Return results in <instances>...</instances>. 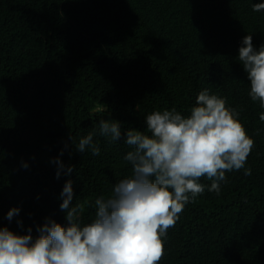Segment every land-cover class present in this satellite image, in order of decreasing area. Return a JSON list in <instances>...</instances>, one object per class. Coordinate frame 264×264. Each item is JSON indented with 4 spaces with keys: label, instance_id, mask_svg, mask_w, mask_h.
Instances as JSON below:
<instances>
[{
    "label": "trees",
    "instance_id": "trees-1",
    "mask_svg": "<svg viewBox=\"0 0 264 264\" xmlns=\"http://www.w3.org/2000/svg\"><path fill=\"white\" fill-rule=\"evenodd\" d=\"M256 3L264 0H0V228H31L35 239L46 219L66 226L68 180L91 222L95 199L130 175L124 131H146L154 111L188 116L208 89L254 140L251 175L226 173L219 194L201 178L205 191L168 230L160 264H264V108L238 60L244 36L264 44ZM101 119L120 122L121 140L99 134ZM91 132L99 155L75 148Z\"/></svg>",
    "mask_w": 264,
    "mask_h": 264
},
{
    "label": "clouds",
    "instance_id": "clouds-1",
    "mask_svg": "<svg viewBox=\"0 0 264 264\" xmlns=\"http://www.w3.org/2000/svg\"><path fill=\"white\" fill-rule=\"evenodd\" d=\"M252 8L260 12L264 3ZM238 60L250 81L251 100L264 108V44L256 49L252 35L244 36ZM238 115L225 98L208 89L199 92L188 116L174 108L147 115L146 131H124L130 175L115 184L110 196L95 199L91 222L84 223L83 207L72 203L68 180L60 205L67 225L46 219L35 239L31 228L24 235L0 228V264H160L168 230L175 227L185 205L205 191L201 178L211 181L209 192L219 194L226 173L243 169L251 175L245 165L254 140ZM259 118L264 121V112ZM99 134L112 142L121 140L120 122L101 119ZM94 135L82 137L76 150L99 155ZM56 163L59 177L64 165L59 158ZM66 171L71 173L72 167ZM18 213L19 208H11L7 218Z\"/></svg>",
    "mask_w": 264,
    "mask_h": 264
}]
</instances>
